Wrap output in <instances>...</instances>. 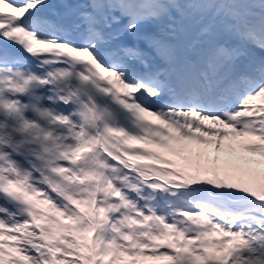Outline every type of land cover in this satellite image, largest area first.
Listing matches in <instances>:
<instances>
[{
  "label": "snow or ice",
  "instance_id": "1",
  "mask_svg": "<svg viewBox=\"0 0 264 264\" xmlns=\"http://www.w3.org/2000/svg\"><path fill=\"white\" fill-rule=\"evenodd\" d=\"M0 264H264V0H0Z\"/></svg>",
  "mask_w": 264,
  "mask_h": 264
}]
</instances>
